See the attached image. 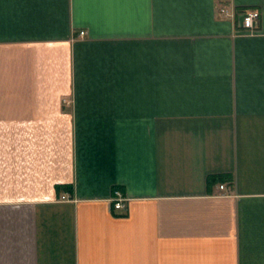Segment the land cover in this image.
<instances>
[{
  "label": "crops",
  "instance_id": "crops-1",
  "mask_svg": "<svg viewBox=\"0 0 264 264\" xmlns=\"http://www.w3.org/2000/svg\"><path fill=\"white\" fill-rule=\"evenodd\" d=\"M0 264H264V0H0Z\"/></svg>",
  "mask_w": 264,
  "mask_h": 264
},
{
  "label": "built area",
  "instance_id": "built-area-1",
  "mask_svg": "<svg viewBox=\"0 0 264 264\" xmlns=\"http://www.w3.org/2000/svg\"><path fill=\"white\" fill-rule=\"evenodd\" d=\"M226 11V9H222ZM227 12V11H226ZM241 27L247 31H254L257 27V23L260 19V12L258 10H249L242 14ZM81 34H84V31H80ZM221 187H224L221 184ZM71 198L69 195H62V199ZM127 198L119 190L115 189L113 195L110 197L111 207L114 209H124L126 207Z\"/></svg>",
  "mask_w": 264,
  "mask_h": 264
},
{
  "label": "trees",
  "instance_id": "trees-1",
  "mask_svg": "<svg viewBox=\"0 0 264 264\" xmlns=\"http://www.w3.org/2000/svg\"><path fill=\"white\" fill-rule=\"evenodd\" d=\"M228 180H232L230 177H226ZM221 181V182H223L224 181V175L223 174H214V175H211L210 177H209V183L210 182H212V181Z\"/></svg>",
  "mask_w": 264,
  "mask_h": 264
}]
</instances>
